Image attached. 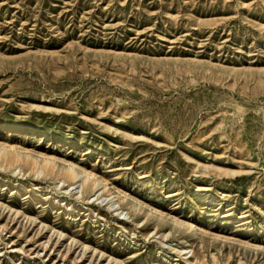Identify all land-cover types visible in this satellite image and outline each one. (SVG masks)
Returning <instances> with one entry per match:
<instances>
[{"label":"rangeland","instance_id":"obj_1","mask_svg":"<svg viewBox=\"0 0 264 264\" xmlns=\"http://www.w3.org/2000/svg\"><path fill=\"white\" fill-rule=\"evenodd\" d=\"M0 264H264V0H0Z\"/></svg>","mask_w":264,"mask_h":264},{"label":"bare ground","instance_id":"obj_2","mask_svg":"<svg viewBox=\"0 0 264 264\" xmlns=\"http://www.w3.org/2000/svg\"><path fill=\"white\" fill-rule=\"evenodd\" d=\"M15 157V156H14ZM11 158V157H10ZM19 159V158H18ZM12 161V160H11ZM15 161V160H14ZM14 161H13V163H14ZM27 161V160H26ZM31 161V160H30ZM25 162V161H24ZM29 162V161H28ZM8 163V162H7ZM9 163H10V161H9ZM26 163V162H25ZM30 163V162H29ZM31 164V163H30ZM32 166V165H31ZM66 174V173H65ZM69 175L72 177V178H77L78 177V175H76V172H75V170L72 168V169H69ZM69 175H67L69 178H70V176ZM66 177V176H65ZM124 213V211H121V213L120 214H123ZM186 253H189V252H184V254H186Z\"/></svg>","mask_w":264,"mask_h":264}]
</instances>
